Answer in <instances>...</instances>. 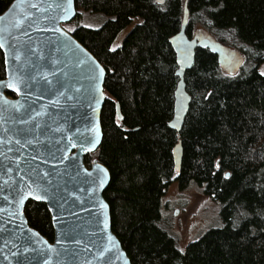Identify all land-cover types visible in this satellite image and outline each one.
Returning <instances> with one entry per match:
<instances>
[{
  "label": "trees",
  "instance_id": "obj_1",
  "mask_svg": "<svg viewBox=\"0 0 264 264\" xmlns=\"http://www.w3.org/2000/svg\"><path fill=\"white\" fill-rule=\"evenodd\" d=\"M12 1L0 0V14ZM185 3L188 37L203 28L238 49L244 64L227 75L216 55L198 48L184 77L189 111L176 132L168 126L178 79L169 39L180 29ZM75 7L76 16L63 27L106 71L103 137L84 162L90 166L96 159L110 173L103 197L111 230L131 263L264 264V0H75ZM81 11L105 19L98 27L84 26L76 22ZM178 142L182 162L176 172ZM174 182L180 189L199 187L218 205L221 221L183 249L163 214ZM24 214L52 242L46 205L30 200Z\"/></svg>",
  "mask_w": 264,
  "mask_h": 264
},
{
  "label": "water",
  "instance_id": "obj_2",
  "mask_svg": "<svg viewBox=\"0 0 264 264\" xmlns=\"http://www.w3.org/2000/svg\"><path fill=\"white\" fill-rule=\"evenodd\" d=\"M75 16V0H13L0 14V264H132L111 230L103 197L110 173L96 159L84 162L103 137L106 71L63 27ZM187 20L185 3L180 29L169 39L178 79L168 126L176 132L191 103L184 77L196 50L216 55L227 75L244 64L238 49L203 28L188 37ZM173 160L179 172L180 142ZM30 200L46 205L52 242L28 224Z\"/></svg>",
  "mask_w": 264,
  "mask_h": 264
},
{
  "label": "rangeland",
  "instance_id": "obj_3",
  "mask_svg": "<svg viewBox=\"0 0 264 264\" xmlns=\"http://www.w3.org/2000/svg\"><path fill=\"white\" fill-rule=\"evenodd\" d=\"M104 19L100 14L81 11V16L76 22L84 26L98 27ZM75 23L68 25L67 29H72ZM130 28L131 26L123 32L121 38ZM163 201V214L166 217L168 229L177 239L181 249L207 229L221 225L218 205L194 184L180 189L177 183H172ZM175 210H177L176 214H174Z\"/></svg>",
  "mask_w": 264,
  "mask_h": 264
},
{
  "label": "snow or ice",
  "instance_id": "obj_4",
  "mask_svg": "<svg viewBox=\"0 0 264 264\" xmlns=\"http://www.w3.org/2000/svg\"><path fill=\"white\" fill-rule=\"evenodd\" d=\"M261 75H264V72H261ZM26 251H27V249H26Z\"/></svg>",
  "mask_w": 264,
  "mask_h": 264
}]
</instances>
